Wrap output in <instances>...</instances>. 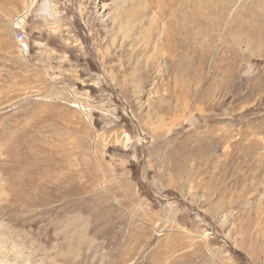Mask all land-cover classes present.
<instances>
[{
  "label": "rangeland",
  "instance_id": "1",
  "mask_svg": "<svg viewBox=\"0 0 264 264\" xmlns=\"http://www.w3.org/2000/svg\"><path fill=\"white\" fill-rule=\"evenodd\" d=\"M0 264H264V0H0Z\"/></svg>",
  "mask_w": 264,
  "mask_h": 264
},
{
  "label": "built area",
  "instance_id": "2",
  "mask_svg": "<svg viewBox=\"0 0 264 264\" xmlns=\"http://www.w3.org/2000/svg\"><path fill=\"white\" fill-rule=\"evenodd\" d=\"M17 38H19V39H21V40L25 39V34H24V32H23L22 30H21L20 33L18 34Z\"/></svg>",
  "mask_w": 264,
  "mask_h": 264
},
{
  "label": "bare ground",
  "instance_id": "3",
  "mask_svg": "<svg viewBox=\"0 0 264 264\" xmlns=\"http://www.w3.org/2000/svg\"><path fill=\"white\" fill-rule=\"evenodd\" d=\"M105 7V6H104ZM19 39V38H18ZM20 40V39H19Z\"/></svg>",
  "mask_w": 264,
  "mask_h": 264
}]
</instances>
